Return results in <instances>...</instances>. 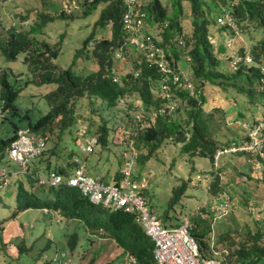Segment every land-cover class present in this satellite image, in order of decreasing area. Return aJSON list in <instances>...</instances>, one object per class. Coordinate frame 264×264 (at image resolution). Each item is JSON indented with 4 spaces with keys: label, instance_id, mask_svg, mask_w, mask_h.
<instances>
[{
    "label": "trees",
    "instance_id": "16d2710c",
    "mask_svg": "<svg viewBox=\"0 0 264 264\" xmlns=\"http://www.w3.org/2000/svg\"><path fill=\"white\" fill-rule=\"evenodd\" d=\"M185 1L190 4V11L186 14L192 21L193 28L190 33L185 31L182 23L186 16ZM172 2L173 10L170 12L163 0H150L147 3L136 0L134 3H128L127 0H85L83 11L85 14H90L100 3L106 4L100 11L95 27L105 29L109 26L112 29V37L102 39H96L93 30L83 40L82 47L75 52L73 63L81 53L88 52L89 46H94L92 51L98 58L100 67L86 76L75 73L72 66L64 69L54 63L61 53V43L52 44L47 38L40 36L46 23L53 20L54 16L40 14L41 22L29 27V17L21 15V21L10 25L5 37L3 31H0V53L6 60L16 61L22 57L29 71L39 72L41 77L40 81H37L38 84L57 85L50 94L54 102L45 114L33 122L29 119V114L24 113L22 118L29 119L27 126L13 124L11 134L0 140L2 159L5 155L9 157L8 149L17 138L20 129L29 128L32 134L46 138L45 148L30 163L28 174L25 175L29 181V188L23 182L18 183L16 208L9 218L0 220V239L3 240L5 225L17 219L22 212L29 209H48L54 214L60 212L67 221H79L85 230L102 233L113 239L122 250L121 256L133 255L137 258V264H158L153 254V241L145 233L143 226L136 221L134 213L94 204L76 187L66 184L39 185L33 178L36 173L47 174L51 170L66 177L72 174L75 166L73 157L78 156L76 152H68V163H60L61 165L52 168L53 160L47 158L46 149L50 131L57 128L58 134L61 135L77 123L75 101L79 98H88L94 111H100L96 132L92 133L94 130L90 125L88 129L98 141L96 148L108 146L111 135L116 134L119 136L120 145H124L122 143L134 145L138 153L136 162L139 160L142 163L168 140L181 143L182 152L190 156H200L211 161L215 160L219 151L229 150L233 144L243 143L235 140L219 142L212 137L210 126L207 124L210 114L204 110L206 103L204 88L208 84L226 91L232 88L250 100L258 102L257 106L263 112L260 118H264V83L261 72V63L264 59V0H172ZM127 12L143 14V27L140 31L134 33L126 29L123 18ZM67 14V10L63 8L59 16L65 18ZM70 16H73L72 13ZM225 16L231 17L233 25L221 22ZM26 21L27 25L24 24ZM240 35L249 38L248 45L235 43ZM135 36L144 39L146 44L154 45L152 48L154 57L168 61L172 72L163 73L153 63L147 49H142L133 42ZM211 37L215 42L211 41ZM129 48L138 51L137 56L130 58V70L116 77L111 53L120 51L127 54ZM248 55L252 61L246 63ZM237 59L240 60L234 66L232 63ZM185 68L192 73L191 79L185 75L183 71ZM10 73L14 77L13 82L10 80ZM174 75L179 77L177 82L173 80ZM24 78L23 72L16 73L3 68L0 74L1 117H5V113L10 111L18 114L16 100L22 87L17 85ZM188 82L193 84L192 90L184 87ZM24 84L30 82L25 80ZM165 84L169 85L168 89H164ZM119 106H123L124 117L116 118L112 115L111 118H106L101 114L104 111L115 112ZM170 106H174L171 112ZM257 119L253 121L256 122ZM78 131L79 129L77 130L79 138ZM245 140L248 141V137ZM143 147L146 148L144 153L141 152ZM51 151L52 154L60 156L56 149L53 148ZM132 152L131 149L129 156L126 157L124 156L126 151L121 155L122 169L112 177L113 183L120 184L125 162L132 156ZM241 153L251 155L248 152ZM224 154H219L218 158ZM256 156L264 161V157L259 154ZM39 158L41 161L47 159L45 171L31 169V164ZM6 172L8 175L13 173L11 170ZM218 184L219 178L216 179L214 187ZM185 187L186 183H183L174 190L170 205L183 195ZM143 195L146 197L144 191ZM161 218L159 217L161 223L168 227L180 224L169 221L172 217L167 212ZM201 222L202 219L195 218L196 224H193L190 232L197 240L204 257H218L225 264H264L261 233L250 235L251 242L243 243L236 249L226 247L229 250L227 255H216L214 251L219 249L208 235L209 227L199 229ZM78 239L77 232L68 236L67 245L71 252L76 249ZM18 248L20 252L26 251L21 245ZM96 260L97 258L93 257L89 264H96ZM107 264L116 262L111 261Z\"/></svg>",
    "mask_w": 264,
    "mask_h": 264
},
{
    "label": "rangeland",
    "instance_id": "374dc122",
    "mask_svg": "<svg viewBox=\"0 0 264 264\" xmlns=\"http://www.w3.org/2000/svg\"><path fill=\"white\" fill-rule=\"evenodd\" d=\"M136 1L147 3L150 0ZM163 1L172 12V0ZM84 4L85 0H0V31H3L5 37L8 27L21 21V15L29 17V27L41 22L40 14L54 16L40 34L52 44L61 43V53L54 63L64 69L72 66L75 73L86 76L100 67L92 51L94 46H89L88 52L81 53L73 63L75 52L93 30L96 39H102L111 38L112 29L109 26L105 29L95 27L105 3L98 4L90 14L83 13ZM63 8L68 13L65 18L59 16ZM184 8L186 15L190 11L189 2H184ZM71 13L73 16H70ZM182 23L185 31L190 33L193 28L191 18L186 15ZM235 43L248 45L249 38L240 35ZM137 53L132 48H129L127 54L120 51L111 53L116 77L130 70L129 60L137 56ZM3 68L16 73L23 72L25 78L17 85L22 87L16 100L18 114L10 111L5 113V117L0 116V140L11 134L13 124L25 127L29 119L35 122L45 114L54 102L50 94L57 88L54 84H38L41 77L39 72L29 71L22 57L21 60L8 61L0 53V74ZM183 71L191 79L189 69ZM10 80L14 81L11 73ZM25 80L30 84H24ZM204 94V110L210 114L207 124L212 137L219 142H246V137L251 134L248 128L250 123L263 115L257 106L258 102L232 88L226 91L210 84L204 88ZM117 109L120 112L104 111L101 114L106 118L112 115L116 118L124 117L123 106ZM75 111L78 121L70 130L61 135L57 128L50 131L47 158L54 160L56 156L58 163H68L67 154L74 151L86 162L88 174L105 179L114 177L122 169L121 155L126 151L124 156H129L133 148L137 154L136 148L133 144L120 145L119 136L112 134L108 146L97 147L92 152L82 151L80 145L83 140L80 136L78 138L77 130L79 133L81 129H89L90 125L94 130L92 133L96 132L101 115L100 111H94L88 98L77 99ZM26 112L29 119L22 118ZM181 146V143L168 140L145 162L135 160L132 168L134 180L145 185L144 194L150 208L160 218L166 212L169 213L172 217L169 221L172 222L187 219L193 226L196 224L195 218L202 219L199 229L209 227L208 235L219 250L226 247L236 249L243 243L251 242L250 235L256 233H261L260 243L264 244V161L255 155L232 150L220 159L211 161L200 156H190L182 152ZM53 148L60 156L52 154ZM141 152H146V148H141ZM4 169L15 172L11 176L7 175V180L0 176V220L9 218L16 208L18 183L23 182L29 188L28 178L16 172L19 170L18 165L7 155L0 159V175ZM217 178L219 184L214 187ZM183 183H186L183 195L170 205L174 190ZM57 218L48 210L45 213L42 209H29L17 219L9 221L5 225L3 240L0 239V264H89L93 257L97 258L96 264L111 261L123 264L128 259L121 256L122 250L113 239L102 233L85 230L77 220L59 222ZM73 232H77L79 239L76 249L71 252L67 240ZM19 245L25 247L26 251L20 252Z\"/></svg>",
    "mask_w": 264,
    "mask_h": 264
},
{
    "label": "built area",
    "instance_id": "2783aa9c",
    "mask_svg": "<svg viewBox=\"0 0 264 264\" xmlns=\"http://www.w3.org/2000/svg\"><path fill=\"white\" fill-rule=\"evenodd\" d=\"M127 2L134 3L135 0H127ZM142 17L143 14L140 12H127L123 18L126 29L134 33L140 31L143 27ZM221 22L233 25V20L230 16H225ZM148 39L150 38L148 37ZM210 39L215 42L214 38L211 37ZM133 42L138 44L140 48L147 49L149 57L153 58V63L163 73L172 72L168 61L154 57L155 53L152 50L154 45L146 44L144 39L138 36L134 37ZM239 60L233 61L232 64L235 66ZM251 61L252 58L248 55L245 62ZM261 72L263 74L262 82L264 83V59L261 63ZM166 80L164 79V81ZM173 80L177 82L179 77L174 75ZM168 87V84L164 85V89H168ZM184 87L192 90L193 84L188 82ZM173 109L174 106H170L169 112L173 111ZM248 128L251 130V134L247 136L248 141L239 145L233 144L229 150L219 151L216 158H218L219 154L230 150L248 152L255 156L259 154L264 157V118H258L256 122L252 121ZM78 134L83 140L80 149L84 152H88V150L92 152L98 143L96 137L91 135L86 128L81 129ZM45 146L46 138L32 134L29 128H23L18 131L17 138L8 149V155L10 159L18 164L20 173L26 175L28 174L30 163L42 153ZM132 150V156L125 162L124 175L120 184L108 183L100 176L89 175L85 165L86 162L78 156L73 157L75 166L69 177L52 170L47 174L36 173L33 178L40 185L56 186L66 184L70 187H76L94 204L113 210H125L134 213L136 221L143 226L145 233L153 241V254L158 264H225L221 258H206L202 255L197 240L190 232L192 224L189 220L185 219L178 226L173 227H168L161 223L159 216L151 210L147 198L143 195L145 185L136 183L133 178L132 168L138 153L135 154L134 148ZM7 175L8 173L4 169L0 176L7 180L9 179ZM214 253L216 255H227L229 250L224 248L215 250ZM126 264H137L136 257L128 256Z\"/></svg>",
    "mask_w": 264,
    "mask_h": 264
},
{
    "label": "crops",
    "instance_id": "0c3cea01",
    "mask_svg": "<svg viewBox=\"0 0 264 264\" xmlns=\"http://www.w3.org/2000/svg\"><path fill=\"white\" fill-rule=\"evenodd\" d=\"M46 157V156H45ZM41 158H39L38 160H36V161H34L32 164H31V169L32 170H36V169H38V171H45V167H44V163H46L47 161V159H45L44 161H41L40 160ZM52 168H54V167H56L57 165L59 166V165H61L60 163H58L57 162V160H56V158H54V160L52 161ZM12 171V170H11ZM13 173L15 172V171H12ZM17 172V171H16ZM107 179H105V181L106 182H108V183H113L112 182V178L111 177H106Z\"/></svg>",
    "mask_w": 264,
    "mask_h": 264
},
{
    "label": "clouds",
    "instance_id": "9594fccd",
    "mask_svg": "<svg viewBox=\"0 0 264 264\" xmlns=\"http://www.w3.org/2000/svg\"><path fill=\"white\" fill-rule=\"evenodd\" d=\"M52 171V170H51ZM17 172H19L20 173V171L18 170ZM24 176H25V174H23ZM38 183V182H37ZM39 184V183H38ZM40 185V184H39ZM47 210L48 209H44L43 211L45 212V213H47ZM48 212L49 213H52V212H50L49 210H48ZM54 216H57L58 218V221L59 222H62L63 220H65V218H64V216H62L61 215V213L60 212H56L55 214L54 213H52ZM128 256H133V255H129V254H126L125 256H123L124 258L125 257H128ZM135 257V256H134ZM137 259V258H136ZM126 262H127V259L124 261V263L123 264H126ZM138 262V261H137Z\"/></svg>",
    "mask_w": 264,
    "mask_h": 264
}]
</instances>
